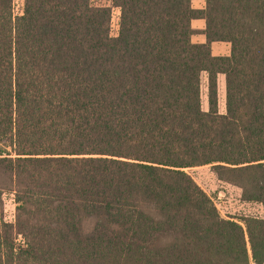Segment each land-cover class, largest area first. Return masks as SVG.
Masks as SVG:
<instances>
[{"label": "trees", "instance_id": "1", "mask_svg": "<svg viewBox=\"0 0 264 264\" xmlns=\"http://www.w3.org/2000/svg\"><path fill=\"white\" fill-rule=\"evenodd\" d=\"M111 1L0 0V264H264L189 173L264 210V0Z\"/></svg>", "mask_w": 264, "mask_h": 264}, {"label": "rangeland", "instance_id": "2", "mask_svg": "<svg viewBox=\"0 0 264 264\" xmlns=\"http://www.w3.org/2000/svg\"><path fill=\"white\" fill-rule=\"evenodd\" d=\"M91 3L94 6L112 7L111 36L116 37L119 31L120 10L113 7L111 0H91ZM23 4L24 0H14L15 14L22 12ZM202 4L199 0L193 3L196 8L201 7ZM192 27L194 30V41L206 42L204 36L205 26L202 21H196ZM212 46L214 47L213 49ZM211 50L213 55H226L230 52V45L223 43L211 44ZM201 98L203 110L208 111L209 103L206 74L202 75ZM218 110L220 113H225L226 111V86L225 76L223 75L218 77ZM189 173L204 191L211 196L223 218L236 220L244 225L243 220L245 218L264 216V210L260 204L243 201L241 191L238 188L220 182L210 167L194 168L189 170ZM3 202L6 219L13 221L15 213L13 197L10 194H5L3 196Z\"/></svg>", "mask_w": 264, "mask_h": 264}, {"label": "crops", "instance_id": "3", "mask_svg": "<svg viewBox=\"0 0 264 264\" xmlns=\"http://www.w3.org/2000/svg\"><path fill=\"white\" fill-rule=\"evenodd\" d=\"M196 1V0H195ZM194 1V2H195ZM200 2H202L203 4H202V6L201 7H199V8H202L203 6H204V2L202 1V0H199ZM195 7V6H194ZM196 8V7H195ZM196 21H202V23L204 24V26H205V21L204 20H201V19H197V20H193L192 21V25H194V23L196 22ZM204 30H205V28H204ZM204 36H205V34H204ZM193 39V38H192ZM193 41H194V39H193ZM205 41H206V36H205ZM195 42V41H194ZM195 43H202V42H195ZM205 43V42H204ZM222 44V42H214V43H212V45H214V44ZM223 44H228V43H223ZM230 45V44H229ZM214 47L212 46V49H213ZM231 49V48H230ZM212 51V50H211ZM230 53V52H229ZM229 53L228 54H226V55H229ZM214 56H225V55H214Z\"/></svg>", "mask_w": 264, "mask_h": 264}]
</instances>
